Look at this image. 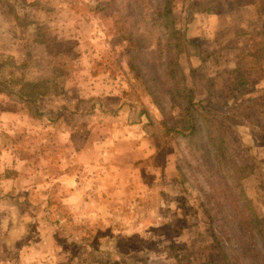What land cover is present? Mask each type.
<instances>
[{
  "label": "rangeland",
  "instance_id": "rangeland-1",
  "mask_svg": "<svg viewBox=\"0 0 264 264\" xmlns=\"http://www.w3.org/2000/svg\"><path fill=\"white\" fill-rule=\"evenodd\" d=\"M161 2L0 0V28L12 43L0 57V107L21 120L0 132V181L14 166L31 169L20 187L45 181L31 199L43 201L34 209L55 245L96 248L98 234L102 252H123L89 262L173 264L175 254L176 264H264V63L252 54L264 29L259 0H173V24L187 42L178 55L168 49ZM13 49L15 64L6 55ZM180 84L207 120L192 138H222L240 166L239 185L225 183L221 167L179 135L184 112L169 99ZM63 133L79 152L91 149L70 188L90 199L78 211L63 204L55 181L61 153L69 160L57 140ZM39 168L49 176L30 174ZM238 186L249 205L234 203ZM6 192L0 197H14ZM247 209L261 220L257 233L242 220Z\"/></svg>",
  "mask_w": 264,
  "mask_h": 264
},
{
  "label": "crops",
  "instance_id": "crops-1",
  "mask_svg": "<svg viewBox=\"0 0 264 264\" xmlns=\"http://www.w3.org/2000/svg\"><path fill=\"white\" fill-rule=\"evenodd\" d=\"M10 39L11 36L9 33L0 28V57L2 58V50H4V46L11 43ZM9 46L12 47L11 45ZM13 52L14 49L6 55H10L9 59L12 58L15 64V53L13 54ZM15 112V109L9 110L5 108L4 105L0 107V132L2 128H7L8 125L11 127L15 125V128L19 127L21 120H18ZM7 115H10V117L5 118ZM88 116L92 118L95 116V113H89ZM57 124H62L59 119H57ZM60 136L61 138H57V140L59 144L62 145V148L68 152L69 160L67 162L66 153L62 152L61 156H59L61 161L58 165V177L55 181L60 185L63 204L71 208L72 211H78L77 209L74 210L73 207L78 204L81 205L82 202L84 203L85 199L82 200L81 198L79 200L77 193L70 191V188L73 184V178L78 171V164L82 162L80 161L81 155H87L88 152H91V149L89 148L81 153L79 152L81 151L79 149L80 147L76 149L73 145L72 138L64 133L60 134ZM124 136L125 133H121L117 135V138H124ZM86 139L84 142H86ZM67 143L72 146L69 151H67ZM13 157H15V155H13ZM13 170L14 171L9 172V174H3L1 179L3 183L0 181V190L3 189L4 192L7 191L6 193L11 191L10 194L14 196L11 199L0 197V264H99L96 260L89 262L87 259L91 260L93 255H102L107 256L109 262H114L117 255H123V252H118L116 254L114 252L116 249L114 248L107 249L108 252H102L101 250L105 248H100L101 245L99 244H101V242L96 240L100 237L98 234L92 237V240H95L96 248L87 245L69 247L59 244L55 245L56 242L51 235L48 220L45 219L44 214L34 209V204H42L43 201L39 199L33 201L31 199L32 196H38L40 193L43 195L47 184L45 181H43V183L33 184L30 180H27L22 183V185L25 186L20 187L16 182L20 179V173H28L31 169L28 167L14 166ZM36 173L45 177L49 176L42 168L30 174L36 175ZM20 189L24 190L25 193H23L21 198H18L16 192ZM27 189H30L31 193L28 194ZM84 196L85 198L88 197V193ZM89 202L90 199L86 200L84 205L87 206ZM101 203L102 206H104L107 200L102 199ZM41 212H43L42 209ZM81 229L75 228V230H80L78 231L77 237L79 239L86 238V236L83 235L85 230L82 231ZM94 232L96 233V229ZM80 235L82 237H79ZM79 239L75 241L80 243L81 240L79 241Z\"/></svg>",
  "mask_w": 264,
  "mask_h": 264
},
{
  "label": "trees",
  "instance_id": "trees-1",
  "mask_svg": "<svg viewBox=\"0 0 264 264\" xmlns=\"http://www.w3.org/2000/svg\"><path fill=\"white\" fill-rule=\"evenodd\" d=\"M172 6L173 0H162L160 13L163 19L166 35L171 39L168 49L171 48L172 54L175 53L176 55H178L184 52V45L187 44V42L182 32L174 27L175 25L173 24V19L171 18ZM255 11L257 17L264 19V0H259V2L255 5ZM254 53L260 56L261 60L264 63V29L262 30L261 38L254 42V44H252V54ZM1 66L2 63L0 61V67ZM176 71H179V67L176 60L172 58L169 61L168 73L169 78L172 80V83L175 82L177 84L179 83V77L178 79L176 77L173 78ZM1 74L2 73H0V75ZM181 77H183V75ZM0 85H5V83L1 81V76ZM180 91L181 92L175 90L174 92V89L171 90V96L169 99L172 105H177L179 102H181L182 111L184 112V119L181 121V124L177 128V130L179 131V135L185 141L193 143V147H196L197 145L201 147V151L204 154H207V158L210 159L211 162H216L221 167L222 172L224 173L223 178L225 180V183L229 184L232 188L237 184L239 185L237 176L240 172V166H238V164L228 155L227 150L224 148L222 138H219V136L217 135L213 136V138H205V141L203 140L204 138H192L199 132L198 125L200 123L207 124V120L202 118V116L195 112L193 96L191 94H188L187 89H185V87L181 84ZM198 118H201V122L198 121ZM208 134H211V130L208 131ZM238 188L240 192L238 198L235 199L234 203L236 205H249V201L240 189L241 187L238 186ZM242 215V220L247 223L250 234H252V232L257 233L259 230H261L262 223L256 212H253L251 209H247L242 212ZM172 257L173 264L178 263V261H176L177 256H175V254H172Z\"/></svg>",
  "mask_w": 264,
  "mask_h": 264
}]
</instances>
